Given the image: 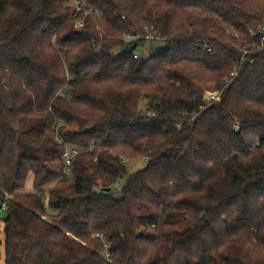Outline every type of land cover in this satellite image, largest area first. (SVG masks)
<instances>
[{
    "label": "trees",
    "instance_id": "1",
    "mask_svg": "<svg viewBox=\"0 0 264 264\" xmlns=\"http://www.w3.org/2000/svg\"><path fill=\"white\" fill-rule=\"evenodd\" d=\"M79 1L0 0V264H264V0Z\"/></svg>",
    "mask_w": 264,
    "mask_h": 264
},
{
    "label": "rangeland",
    "instance_id": "2",
    "mask_svg": "<svg viewBox=\"0 0 264 264\" xmlns=\"http://www.w3.org/2000/svg\"><path fill=\"white\" fill-rule=\"evenodd\" d=\"M163 44L161 41H151V42H146L141 48H139V54L143 55V56H148L150 55L156 46ZM125 49L124 46H120L114 49L115 53H120ZM146 103V100H144L141 103V107H144ZM145 165V160H132L128 162V167L130 170H135L138 168H141ZM4 213V212H3Z\"/></svg>",
    "mask_w": 264,
    "mask_h": 264
},
{
    "label": "built area",
    "instance_id": "3",
    "mask_svg": "<svg viewBox=\"0 0 264 264\" xmlns=\"http://www.w3.org/2000/svg\"><path fill=\"white\" fill-rule=\"evenodd\" d=\"M71 1L74 2L75 9H76V14L79 13V12H81V10H82L81 2L79 0H71ZM77 25L81 27L83 25V22L80 21V22H78ZM261 32H262L261 40L264 41V25L262 27ZM137 56L138 55L136 54L135 57H137ZM212 98L215 99L216 96H213ZM59 139L61 140V137H59ZM78 153H79V150H77V149H72L70 147H67L66 148V150H65V152L63 153V156H62L64 158V161H65V172L66 173H70V171L72 169L73 158ZM98 190H100V189H98ZM4 209H5V206H3V209L2 210H4ZM1 212L2 211L0 210V214H1Z\"/></svg>",
    "mask_w": 264,
    "mask_h": 264
}]
</instances>
